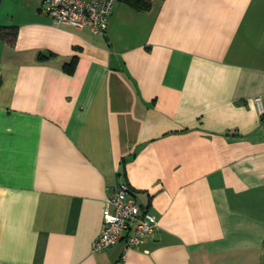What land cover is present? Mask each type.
I'll return each instance as SVG.
<instances>
[{"label": "crops", "instance_id": "crops-1", "mask_svg": "<svg viewBox=\"0 0 264 264\" xmlns=\"http://www.w3.org/2000/svg\"><path fill=\"white\" fill-rule=\"evenodd\" d=\"M147 1L0 0V264H264V0ZM120 180L157 228L92 251Z\"/></svg>", "mask_w": 264, "mask_h": 264}, {"label": "built area", "instance_id": "built-area-1", "mask_svg": "<svg viewBox=\"0 0 264 264\" xmlns=\"http://www.w3.org/2000/svg\"><path fill=\"white\" fill-rule=\"evenodd\" d=\"M115 0H42V7L54 24L88 27L104 33ZM255 97V101H259ZM157 228L156 216L142 209L130 185L120 180L104 199L102 228L91 244L96 251L123 242L138 245Z\"/></svg>", "mask_w": 264, "mask_h": 264}, {"label": "trees", "instance_id": "trees-1", "mask_svg": "<svg viewBox=\"0 0 264 264\" xmlns=\"http://www.w3.org/2000/svg\"><path fill=\"white\" fill-rule=\"evenodd\" d=\"M136 7H147V0H127ZM17 34V27L15 25H2L0 24V39L12 43L14 42Z\"/></svg>", "mask_w": 264, "mask_h": 264}]
</instances>
